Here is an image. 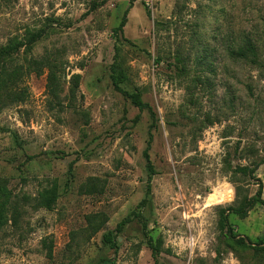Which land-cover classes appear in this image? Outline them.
I'll list each match as a JSON object with an SVG mask.
<instances>
[{"label":"rangeland","instance_id":"rangeland-1","mask_svg":"<svg viewBox=\"0 0 264 264\" xmlns=\"http://www.w3.org/2000/svg\"><path fill=\"white\" fill-rule=\"evenodd\" d=\"M152 3L136 0L116 32L131 0H0V47L25 43L13 64L50 56L61 67L58 97L48 68L26 71V99L0 111V184L12 197L0 264H156L149 235L159 264H264L252 248L264 238V206L229 214L244 244L219 216L259 184L264 198V163L254 178L237 171L264 157V0ZM249 39L257 63L232 54ZM112 65L158 116L157 174L142 207L152 119L116 90ZM54 186L48 209L42 195ZM139 211L148 229L132 218L118 250L105 246L104 233Z\"/></svg>","mask_w":264,"mask_h":264},{"label":"trees","instance_id":"trees-1","mask_svg":"<svg viewBox=\"0 0 264 264\" xmlns=\"http://www.w3.org/2000/svg\"><path fill=\"white\" fill-rule=\"evenodd\" d=\"M136 0H131V5L126 10L124 17L119 24L118 27L115 28V31H122L127 23V15L131 7L133 6ZM149 14V12H148ZM35 40V39H34ZM24 42L17 40L14 41L9 46H1L0 47V111L8 104L14 102L24 101L27 97V89L19 88L18 83L22 80L24 73L26 71H35L36 73H42L44 68H48V89L50 93L54 97L59 96L60 83L58 81V74L61 71L60 65L52 59L50 56H46L42 59H30L27 67L21 64H13L14 55L24 46ZM232 54L237 59H245L251 63L259 62L258 59V51L256 45L249 39L246 41L245 45L241 46L239 49L232 50ZM112 81L116 90L121 92L124 96L130 98L132 103L137 106L140 110H147L151 116L152 123L149 129V139L147 142V146L144 150V156L146 158L147 164V187H146V196L139 203L138 207H142L148 201L149 195L152 193V180L153 177L157 174L156 168L151 160L150 149L153 141V129L156 127L158 122L157 113L154 111L153 107L146 101L143 100L142 95L140 93H130L129 91L123 89L120 85V77L116 74L114 66L112 65ZM81 75L75 74L72 79L74 82V86L72 89L71 96H76V91L79 88ZM264 163V157H261L255 161H253L252 165H245L237 167V171L241 172L251 178H254V173L257 168ZM72 167L69 169V173L72 174ZM95 187H91L88 192H93L92 190ZM59 197L58 187L54 186L49 189L42 195L41 204L42 206L51 209L55 202ZM11 193H8L6 187L0 184V229L7 222V210L8 206L11 203ZM261 205L264 206V198H263V185L259 184L256 195L251 198H247L245 200L240 201L239 205L236 206H228L226 208H222L219 211L220 216V225L222 228H226V234L230 235V238L237 239L238 243L244 244V239L240 237V235H234L233 228L229 223V214L234 213L244 218L247 217L249 212L256 206ZM140 218L143 222L144 229H148V224L143 218L142 212H133L132 217H127L123 219L114 230H109L103 235V243L105 246L118 250V240L117 233L122 230V226L126 224L128 221H131L132 218ZM93 218H90V220ZM98 227L92 226V232L95 233ZM249 239V238H248ZM148 242L150 247L153 250V256L155 258L156 264H159L158 261V253L159 249L157 245L154 243L153 237L149 235ZM252 248L255 251L264 253V238L260 239L257 243L252 244ZM115 264V262H112Z\"/></svg>","mask_w":264,"mask_h":264},{"label":"built area","instance_id":"built-area-1","mask_svg":"<svg viewBox=\"0 0 264 264\" xmlns=\"http://www.w3.org/2000/svg\"><path fill=\"white\" fill-rule=\"evenodd\" d=\"M147 1V5H149V6H152V0H146Z\"/></svg>","mask_w":264,"mask_h":264}]
</instances>
